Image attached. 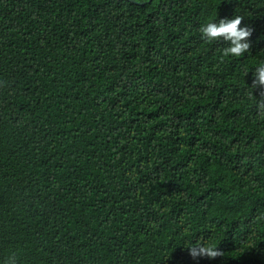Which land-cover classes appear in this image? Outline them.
I'll use <instances>...</instances> for the list:
<instances>
[{"label":"trees","instance_id":"1","mask_svg":"<svg viewBox=\"0 0 264 264\" xmlns=\"http://www.w3.org/2000/svg\"><path fill=\"white\" fill-rule=\"evenodd\" d=\"M262 64L264 0H0V264H264Z\"/></svg>","mask_w":264,"mask_h":264},{"label":"clouds","instance_id":"2","mask_svg":"<svg viewBox=\"0 0 264 264\" xmlns=\"http://www.w3.org/2000/svg\"><path fill=\"white\" fill-rule=\"evenodd\" d=\"M244 17L236 15L234 18L220 19L219 22H209L201 26V39L212 42L220 41L221 39L228 43V46L223 47L222 57H243L246 52L250 51V43L248 39L252 35V29L244 26L241 27ZM257 85L264 87V64L257 69L256 79L252 83V87ZM189 255L196 259L198 257H207L215 259L222 253L217 246H213L206 242H196L188 247ZM16 254L9 255L4 264H16Z\"/></svg>","mask_w":264,"mask_h":264}]
</instances>
